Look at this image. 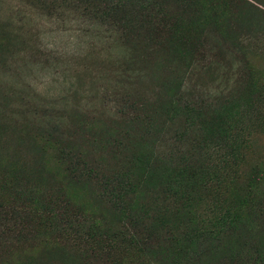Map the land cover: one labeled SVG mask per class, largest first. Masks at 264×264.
<instances>
[{
  "label": "rangeland",
  "instance_id": "374dc122",
  "mask_svg": "<svg viewBox=\"0 0 264 264\" xmlns=\"http://www.w3.org/2000/svg\"><path fill=\"white\" fill-rule=\"evenodd\" d=\"M131 58L149 82L122 75ZM170 79L191 117L126 124ZM113 119L168 155L114 206L76 173L131 170L129 137L99 145ZM0 205V264H264V0H0Z\"/></svg>",
  "mask_w": 264,
  "mask_h": 264
},
{
  "label": "trees",
  "instance_id": "16d2710c",
  "mask_svg": "<svg viewBox=\"0 0 264 264\" xmlns=\"http://www.w3.org/2000/svg\"><path fill=\"white\" fill-rule=\"evenodd\" d=\"M132 59V60H131ZM127 59L128 60V65L129 67L127 69H124L122 71V75L126 74V78L129 79L131 82L135 83H141V82H149L148 81V74H146L143 70L137 69V68H131L130 66L136 65L138 63V60L133 61L134 59ZM126 60V61H127ZM133 62V63H132ZM178 80L180 78H176V82L178 83ZM175 79H170L169 81H164L160 85V90H153L149 97H144L143 101L140 103H131L129 108L132 110L133 113H138V115L142 114L141 116L143 117L142 120H139L136 118L133 122H125L126 124H129L131 126H139V129L142 130V134L144 136H148L150 134H156L159 132L161 129L169 126L172 123V120L175 118H181L182 114L184 115L185 118L191 117V112L194 111L195 109H198L202 104L201 100H191L189 98V93H191V88L189 86H186V80L185 82L179 85L177 89L174 88L175 86ZM167 95V98L161 101L162 96ZM150 112L155 114V117L150 115ZM198 113V112H197ZM133 115V114H132ZM136 115H133L132 119L135 118ZM147 116V117H146ZM117 118V117H115ZM118 119V118H117ZM113 123L115 122L114 119L110 120ZM117 121V120H116ZM95 122V121H94ZM97 123V122H95ZM137 123V124H136ZM116 124V123H114ZM120 124V123H119ZM116 124L118 126V132H116V129L112 128L111 129L117 134L114 137V133H111V135L103 140V143L101 144L99 142V145L101 149H104L105 151H114L116 149V146L120 144V142L123 143V139L129 137V144L130 148L126 145L123 151H127V154L131 152V155L128 157V160L130 162V171H116L114 174H112V177H108L100 173L99 177H97V169L94 165L92 166H86L87 169H83L82 167H79L77 170V174H79L80 177H83L85 175H89L94 178L95 180L99 181V185L101 183V178L104 179V183H102L101 186V194H103L104 198L108 201L111 202L110 204L114 206L115 204H119L122 202V197L125 196L128 192H130V187L132 185L131 181V173L132 175L134 174V177L142 170H144L145 167H149L150 162H157L162 158H165L166 155H161L158 153V148L155 151V157H153V152L151 156H147V150L148 147L153 145L154 142H158L159 140H154V139H149V141L145 139H141L137 136V132H139V129H135L136 131H133L131 129L126 128L124 133L122 132V125ZM175 124V123H174ZM128 127V125H127ZM134 129V128H133ZM95 133V132H94ZM127 136V137H126ZM114 137V139H113ZM118 137V138H117ZM122 137V139H121ZM131 137V138H130ZM121 139V140H120ZM119 140V141H117ZM89 141V140H88ZM97 141V140H96ZM95 141V142H96ZM216 144V143H214ZM211 145L212 147L214 146ZM157 147V146H156ZM155 147V148H156ZM167 148V146L165 147ZM215 148V147H213ZM154 149V148H153ZM219 149V148H215ZM166 152V151H165ZM143 153L146 155H143ZM169 153V152H167ZM170 154V153H169ZM152 159V160H151ZM171 163V167L169 164V168L165 169V173L168 174L167 178V183L169 184L168 188H164L167 190L168 193H172L177 195H183L185 194V189L184 188H190V185L187 184L186 177L184 175L183 168L179 166V164ZM96 171V172H94ZM129 173V174H128ZM172 174V176L169 174ZM211 175V177H213ZM113 187V188H111ZM192 189V187H191ZM5 205H0L1 208H3ZM28 203H21L18 206H14L18 209H20L23 213L24 210L27 208ZM53 208V207H52ZM120 208H124V205H121ZM46 213V218L48 221L52 220L51 222L54 225V221L57 220L55 214V211H52V214H49L51 212V209H46L44 211ZM79 215H75L74 217H77ZM53 218V219H52ZM61 235L58 237L60 238ZM114 238L116 239V235L114 234ZM130 237V235H129ZM130 241L133 240V238L129 239ZM157 252V251H156ZM161 254V253H159ZM162 256V255H161ZM152 259L153 257L150 256ZM156 260V259H155ZM159 261V259L157 260ZM115 263H118L116 260ZM163 257H162V262ZM188 264H192L191 261Z\"/></svg>",
  "mask_w": 264,
  "mask_h": 264
}]
</instances>
